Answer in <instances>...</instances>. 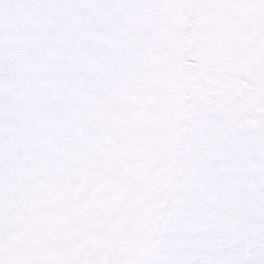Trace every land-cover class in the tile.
<instances>
[{
	"label": "snow or ice",
	"instance_id": "6c2138e0",
	"mask_svg": "<svg viewBox=\"0 0 264 264\" xmlns=\"http://www.w3.org/2000/svg\"><path fill=\"white\" fill-rule=\"evenodd\" d=\"M0 264H264V0H0Z\"/></svg>",
	"mask_w": 264,
	"mask_h": 264
}]
</instances>
